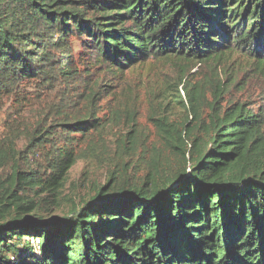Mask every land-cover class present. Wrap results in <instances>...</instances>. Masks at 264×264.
I'll use <instances>...</instances> for the list:
<instances>
[{"label": "trees", "instance_id": "16d2710c", "mask_svg": "<svg viewBox=\"0 0 264 264\" xmlns=\"http://www.w3.org/2000/svg\"><path fill=\"white\" fill-rule=\"evenodd\" d=\"M156 61L179 69L146 93L176 164L157 147L145 174L113 172L42 218L63 206L75 131L99 129L109 88ZM249 74L264 79V0H0V97L27 83L57 99L32 150L46 141L45 162L0 142V264H264V105L234 96Z\"/></svg>", "mask_w": 264, "mask_h": 264}, {"label": "rangeland", "instance_id": "374dc122", "mask_svg": "<svg viewBox=\"0 0 264 264\" xmlns=\"http://www.w3.org/2000/svg\"><path fill=\"white\" fill-rule=\"evenodd\" d=\"M231 63L226 68L239 74L241 68L236 62V56ZM153 64L151 69L129 70L122 84L109 88L114 93L113 96H103L100 100L99 105L102 108L98 112V117L102 118L103 125L99 129L88 132L85 138H80L78 131H75L74 134L80 140L76 147L79 158L67 173L62 196L63 206L61 209L43 212L42 218L49 221L62 218L68 213L69 208L94 195L96 187L104 185L113 172L119 174L122 170H128V173L136 178L145 174L147 171L145 163H148L157 147L163 148L159 154L167 156L176 164L174 155L161 145V139L149 120L151 112L146 93L149 87L165 88L170 83L174 84L179 69L174 65L160 64L157 61ZM195 71L196 77L201 78L205 68L198 66L193 70ZM244 74L245 71L239 75L244 78ZM249 76L250 74L244 79L245 88L234 92V96L241 99L252 97L254 103L264 105V79L257 80ZM22 86V94H5L0 97V142L11 136L15 138L18 149L22 150L24 155H29L34 163H43L50 148L49 144L46 143L47 146L44 148L45 141L35 149V153H32V150L41 140L37 130L53 123L52 108L57 99L42 86L37 88L35 84L27 83ZM133 110L136 112L132 117ZM184 114L185 111L177 107L171 118L179 120ZM133 127L137 130L136 148H132L130 143V132ZM126 163H136L139 166L130 167L126 166Z\"/></svg>", "mask_w": 264, "mask_h": 264}, {"label": "built area", "instance_id": "2783aa9c", "mask_svg": "<svg viewBox=\"0 0 264 264\" xmlns=\"http://www.w3.org/2000/svg\"><path fill=\"white\" fill-rule=\"evenodd\" d=\"M37 241H38V243H39V239H38V238H37ZM32 242L36 244V241L34 242V240H32Z\"/></svg>", "mask_w": 264, "mask_h": 264}]
</instances>
